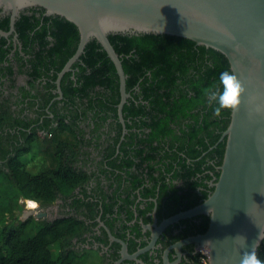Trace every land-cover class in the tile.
Segmentation results:
<instances>
[{
  "label": "trees",
  "instance_id": "1",
  "mask_svg": "<svg viewBox=\"0 0 264 264\" xmlns=\"http://www.w3.org/2000/svg\"><path fill=\"white\" fill-rule=\"evenodd\" d=\"M44 14L41 8H31L15 26L28 55L27 73L34 83L51 73L49 84L43 89L0 90V264H101L95 252L89 260L88 251L75 246L73 239L80 240L87 228L83 220H40L28 234L33 220H19L22 201H35L44 209L60 200L77 212L87 207L93 218L97 203L83 198L89 196L86 184L93 176L81 166L91 162L114 168L111 179L117 186L104 190L98 183L94 189L102 196L105 212L114 210L121 194L136 195L137 189L166 204L164 217L201 204L208 189L214 190L208 179L220 175L226 145L221 138L232 112L213 115L216 105L207 103L203 90L217 85L219 74L231 66L221 52L184 37L109 35L130 93L123 107L127 133L122 139L119 76L96 40L63 76V99L54 101L55 80L76 52L80 35L72 22ZM8 20L5 17L0 28L8 30ZM2 42L0 38V61L6 53ZM35 148L32 171L22 158ZM197 218L201 222L190 227L191 234L208 229L209 216ZM106 224L113 228L111 220ZM257 251L264 259V240ZM200 256H194V264H202Z\"/></svg>",
  "mask_w": 264,
  "mask_h": 264
},
{
  "label": "water",
  "instance_id": "2",
  "mask_svg": "<svg viewBox=\"0 0 264 264\" xmlns=\"http://www.w3.org/2000/svg\"><path fill=\"white\" fill-rule=\"evenodd\" d=\"M31 8L43 9L46 16L63 17L79 31L77 50L58 73L56 100L64 96L63 76L71 71L90 41L96 40L106 51L119 76L122 139L127 133L123 107L130 93L121 57L109 35H174L226 56L246 91L238 109L231 112L229 126L221 138L226 140L225 153L220 175L212 184L214 190L207 197L209 203H205L206 199L164 220L156 229L148 228L153 233L152 248L167 226L183 218L209 216L205 233L180 241L174 248L179 252L183 245L192 243L208 250L209 264H240L245 248L232 238L242 235L250 246L264 232V0H0V10L11 15L12 31L21 12ZM35 211L38 220L48 216L43 208ZM19 220L25 221L22 217ZM263 240H259L258 248ZM122 244L123 259H137L145 251L129 255L126 244Z\"/></svg>",
  "mask_w": 264,
  "mask_h": 264
},
{
  "label": "flooded vegetation",
  "instance_id": "3",
  "mask_svg": "<svg viewBox=\"0 0 264 264\" xmlns=\"http://www.w3.org/2000/svg\"><path fill=\"white\" fill-rule=\"evenodd\" d=\"M28 10L30 9L22 11L21 14L27 12ZM5 17H9L8 23L6 24L8 26V30L0 28V32L8 34L7 36H4L0 33V38L5 41L2 42L3 47L6 49L5 57L0 61V90L20 91L32 90L34 88L43 89L45 85L49 84L51 73L50 75H43L39 77L34 83V80L26 71L27 65L25 66L24 64L28 55L22 50V43L16 31L15 25L19 17L14 23V31H12L11 27V15L9 13H3L0 10V24L5 22ZM6 67H10L12 72L8 73ZM56 81L57 79L55 80L56 88L54 92H56L57 89ZM55 100L56 99H54V101ZM51 117H53V115ZM39 135L42 136L43 134L39 133ZM91 156H95V154H92ZM81 166H83L84 170H87V172L93 176L86 184L89 196L83 197L86 201L90 200L97 203V205L94 206L95 215L93 218H91L87 207H84L85 209L82 208L79 212H77L71 210L68 205L58 200L57 206L59 213L56 212L55 218H45L43 220L52 221L59 217L69 216H76L83 220L87 228L83 230L80 240L78 238L73 239L75 246L82 252L88 251L93 254L95 252L98 256L102 257V259L99 260L101 264H165L164 255L167 250H169L168 264H194V256L200 255V247H197L192 243L185 244L178 252L174 246H176V244L180 241L199 235L193 233L191 234V232H194V228L190 229V227H194L195 224H199L201 222L200 218H197V216L183 218L177 223L167 226L157 237V240L152 248L150 247V244L153 240V233L151 229L148 228V226H151L152 229H156V227L164 220L188 211L191 208L182 210L169 217H164L163 213L167 208L166 204L164 202H160L157 196L153 197L141 195L140 189H137L134 190L136 195L121 194V196L117 197L118 201L114 206V210L105 212L103 205L101 204L102 196L99 195L98 192H94V189L98 183H100V187L104 190H109L117 186V183L114 182V177L111 179L114 168L107 164L97 165L96 163L91 162ZM100 167H106L107 170H103V172L100 173ZM116 171L121 173V170L116 169ZM94 172L99 175V180L95 177ZM106 175L109 176V179H107ZM215 179L216 178L212 180L208 179L207 183L209 184V188L213 187L212 184L216 182ZM112 182L113 186H111ZM123 183L125 184V182ZM201 189L203 188L198 187V190ZM208 191L210 194L213 192L209 189ZM125 201L127 202L125 203ZM121 205H124L125 208H122ZM39 208L42 207L39 206ZM121 208L123 210H121ZM44 210L47 211L46 208H44ZM47 217H49V213ZM108 220L113 222L112 229L106 224ZM111 236L114 237L115 240H113ZM174 238L178 239L173 240ZM122 243L126 244L129 255H134L142 250L145 251L139 253L137 259H123Z\"/></svg>",
  "mask_w": 264,
  "mask_h": 264
},
{
  "label": "clouds",
  "instance_id": "4",
  "mask_svg": "<svg viewBox=\"0 0 264 264\" xmlns=\"http://www.w3.org/2000/svg\"><path fill=\"white\" fill-rule=\"evenodd\" d=\"M218 81L217 85L203 90L204 95L207 97V103L210 106L213 104L216 105L213 109V115L216 117H220L225 110L236 111L241 103L242 94L246 91L242 81L231 70L222 71L219 74ZM205 203H209V200L207 199ZM261 238H264V232L262 231L259 234V238L250 246L247 244L246 238L242 235H237L232 238L240 242L245 248L240 258V264H264V259L260 258L257 251Z\"/></svg>",
  "mask_w": 264,
  "mask_h": 264
},
{
  "label": "rangeland",
  "instance_id": "5",
  "mask_svg": "<svg viewBox=\"0 0 264 264\" xmlns=\"http://www.w3.org/2000/svg\"><path fill=\"white\" fill-rule=\"evenodd\" d=\"M37 151L38 150H36V148L34 149V152H32V153H30V154H28V155H26V156H24L23 158H22V160L23 161H25V162H28V164H29V169H31V167L34 165V157H33V155L35 154V153H37ZM32 171H33V169H31ZM22 203H23V206L22 207H24V209L19 213L20 214V218L22 217V219L24 220L25 219V216H24V214H25V212L27 211V210H29L28 208H27V203H26V201H22ZM57 204H58V201H55L53 204H52V206H46V209H47V211H48V213H49V217H46V218H55L56 217V212H58L59 213V211H58V206H57ZM51 215V216H50ZM30 218H32V223L31 224H29L28 225V228H27V233L29 234H31V233H33L34 231H35V229H36V223H37V221H38V219L36 218V215L35 214H32V215H30L25 221H23V222H26L27 220H29ZM41 220H43V219H41ZM89 256H88V259L90 260L91 258H92V256H94V254L93 253H91V252H88L87 253Z\"/></svg>",
  "mask_w": 264,
  "mask_h": 264
},
{
  "label": "bare ground",
  "instance_id": "6",
  "mask_svg": "<svg viewBox=\"0 0 264 264\" xmlns=\"http://www.w3.org/2000/svg\"><path fill=\"white\" fill-rule=\"evenodd\" d=\"M26 206H27V208H28L29 210H27V211L25 212V214H24L25 219H26L29 215L36 213L35 209H36V208H39V204H38L37 202H35V201H32V200H30L29 203H28ZM25 219H24V220H25Z\"/></svg>",
  "mask_w": 264,
  "mask_h": 264
},
{
  "label": "built area",
  "instance_id": "7",
  "mask_svg": "<svg viewBox=\"0 0 264 264\" xmlns=\"http://www.w3.org/2000/svg\"><path fill=\"white\" fill-rule=\"evenodd\" d=\"M199 252L201 254V256H200V262L202 264H209V254H208V250L205 249V248H201Z\"/></svg>",
  "mask_w": 264,
  "mask_h": 264
}]
</instances>
